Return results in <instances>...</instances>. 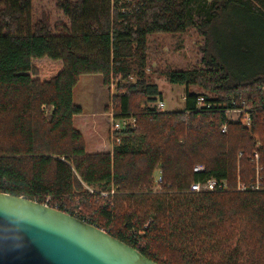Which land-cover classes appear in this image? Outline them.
<instances>
[{"label": "trees", "instance_id": "obj_1", "mask_svg": "<svg viewBox=\"0 0 264 264\" xmlns=\"http://www.w3.org/2000/svg\"><path fill=\"white\" fill-rule=\"evenodd\" d=\"M120 1L57 0L67 23L54 24L34 17L33 0H0V191L51 196L52 207L160 264H264V179L262 190H237L258 139L264 155V0ZM190 29L205 38L200 63L157 70L185 86L184 110L152 109L161 93L146 73L148 38ZM84 74L116 84L117 118L136 117L111 152H88L74 125ZM200 96L209 107H198ZM246 108L250 128L228 118ZM156 171L161 191L152 189ZM209 179L228 188L191 191ZM78 191L89 208L80 213L71 205Z\"/></svg>", "mask_w": 264, "mask_h": 264}, {"label": "rangeland", "instance_id": "obj_2", "mask_svg": "<svg viewBox=\"0 0 264 264\" xmlns=\"http://www.w3.org/2000/svg\"><path fill=\"white\" fill-rule=\"evenodd\" d=\"M33 6L34 17L39 18L42 17L43 14H47L54 24L67 23L65 15L57 7V0H33ZM148 43L151 47V51L147 62L146 73L149 75L151 82L157 85L161 93L155 96L154 101H151L148 105L154 109L157 103L163 100L166 103L165 111H183L186 100L185 86L171 83L166 76L159 75L157 70L163 69L167 65L174 70L194 68L200 63L203 57L201 47L205 43V38L198 34L195 29H190L183 33H154L149 36ZM131 78L134 80L133 77ZM190 91L197 94L211 95L209 93L210 91L208 92L198 85L190 86ZM116 93V84H112L110 88L106 87L103 83V76L101 74H84L74 87V101L83 109L82 114L74 117V125L81 131L85 140L86 150L90 153L111 152L112 150H110V148L112 147L113 149V140L111 138V128L113 127L111 112L113 110V104L111 98ZM48 111L47 109V112ZM247 113L248 109L246 108L243 114H241V111H231L228 112L227 115L231 121H240L243 126L250 128L252 118L249 122L244 121ZM125 118L129 119L127 125L136 127L135 116ZM122 129H120L118 133ZM96 143L97 147L94 145ZM256 146V149L262 147V143L259 139L257 140ZM256 149L248 154V168L245 170L248 182L239 181L241 183L250 185L257 170H260L262 175V170H264V155L256 152ZM256 154H259V157H256V161H259L257 164L255 162L254 165L250 156L255 158ZM242 156L243 155L239 154L238 160H240ZM152 184V189L154 191H161L160 171L155 172ZM90 188L93 190L92 187ZM76 194L79 196L78 198L77 196L74 198L71 205H80V207H77L78 212L89 210L87 206H83L79 203V201L83 199L81 191H78ZM48 197L51 202V196ZM94 207H96V202L90 204L91 209H95Z\"/></svg>", "mask_w": 264, "mask_h": 264}, {"label": "water", "instance_id": "obj_3", "mask_svg": "<svg viewBox=\"0 0 264 264\" xmlns=\"http://www.w3.org/2000/svg\"><path fill=\"white\" fill-rule=\"evenodd\" d=\"M0 264H160L108 231L0 191Z\"/></svg>", "mask_w": 264, "mask_h": 264}, {"label": "built area", "instance_id": "obj_4", "mask_svg": "<svg viewBox=\"0 0 264 264\" xmlns=\"http://www.w3.org/2000/svg\"><path fill=\"white\" fill-rule=\"evenodd\" d=\"M120 3L125 4L127 7H130V9L135 7V4H133V2L131 0H121ZM126 9V7L124 8ZM209 107V104H206L205 102V98L203 96L199 97V102H198V107H205V106ZM156 109L160 110V111H165L166 109V103L163 100H160L157 105H156ZM231 111H241V114H243V112L245 111V109H235V110H230ZM111 116H112V120H113V127L111 128L112 133H111V138L114 139L116 142H120V138H118L116 135V133H118V131L120 129H122L123 127H125V125H127L129 123V119L128 118H121V119H117V117L115 116L114 110H112L111 112ZM245 122H249L250 121V116L249 113L246 114V117L244 118ZM222 131H227V126L224 125L222 128ZM256 152H259L258 150H256ZM241 154V153H240ZM256 157H259V154L255 155V158H253V156H250V158H252L253 160V164L255 165L258 163V161H256ZM204 167L201 165H198L196 167H194V171L196 172H200L203 171ZM263 175H261L260 170L256 171V175L253 177L252 183L250 185L246 184V183H238L237 186V190L239 191H247V190H262L263 189ZM228 185L226 181H218L216 179H209L207 180L205 183H200V182H195L191 185V191L194 192H207V191H216V190H224L227 189ZM89 190H91V188L88 187ZM91 193H93V190L90 191ZM113 193V191H112ZM102 195L106 196L108 195V193L106 192H101ZM49 198V197H48ZM46 199V204L49 205V199ZM51 206V205H50Z\"/></svg>", "mask_w": 264, "mask_h": 264}, {"label": "crops", "instance_id": "obj_5", "mask_svg": "<svg viewBox=\"0 0 264 264\" xmlns=\"http://www.w3.org/2000/svg\"><path fill=\"white\" fill-rule=\"evenodd\" d=\"M95 145V147H97V143L96 144H94ZM94 145H92V146H94ZM94 148V147H93ZM110 150H112V147L110 148ZM101 151V150H100Z\"/></svg>", "mask_w": 264, "mask_h": 264}]
</instances>
